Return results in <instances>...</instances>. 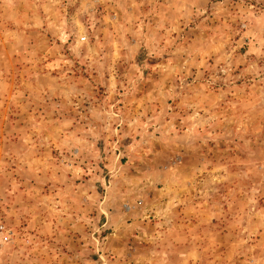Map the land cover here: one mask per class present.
Instances as JSON below:
<instances>
[{"label":"rangeland","instance_id":"obj_1","mask_svg":"<svg viewBox=\"0 0 264 264\" xmlns=\"http://www.w3.org/2000/svg\"><path fill=\"white\" fill-rule=\"evenodd\" d=\"M1 227L0 264H264V0H0Z\"/></svg>","mask_w":264,"mask_h":264},{"label":"built area","instance_id":"obj_2","mask_svg":"<svg viewBox=\"0 0 264 264\" xmlns=\"http://www.w3.org/2000/svg\"><path fill=\"white\" fill-rule=\"evenodd\" d=\"M0 234H3V228L2 227L0 228ZM5 238L7 239L8 237L5 236Z\"/></svg>","mask_w":264,"mask_h":264}]
</instances>
